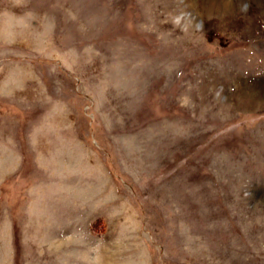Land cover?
<instances>
[{"label":"rangeland","instance_id":"rangeland-1","mask_svg":"<svg viewBox=\"0 0 264 264\" xmlns=\"http://www.w3.org/2000/svg\"><path fill=\"white\" fill-rule=\"evenodd\" d=\"M0 264H264V0H0Z\"/></svg>","mask_w":264,"mask_h":264}]
</instances>
